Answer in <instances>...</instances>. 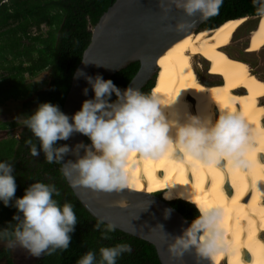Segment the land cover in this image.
Returning <instances> with one entry per match:
<instances>
[{
	"label": "clouds",
	"instance_id": "1",
	"mask_svg": "<svg viewBox=\"0 0 264 264\" xmlns=\"http://www.w3.org/2000/svg\"><path fill=\"white\" fill-rule=\"evenodd\" d=\"M174 2L188 15L199 11L201 18L206 19L218 12L222 0ZM260 11L264 13V9ZM77 75L84 76L94 96L85 99L71 117L50 102L40 103L31 115L22 116L23 126L39 142L38 150L32 138L25 141L30 155L37 157L42 151L48 163L60 164L62 174L71 177L73 187L120 192L127 187L126 165L133 151L150 158L170 152L180 159L188 155L209 162L217 156L222 160L228 154L240 152L248 139L249 129L243 118L226 109H220L214 121L211 116L188 115L181 122L177 112L166 115L164 111L173 106L176 99L166 102L155 91L146 93L132 86L121 89L100 74L92 77L81 70ZM88 92L89 88L85 87L83 94L87 96ZM74 132L88 137L91 143L81 142L71 148L67 144L57 145V141L68 140ZM70 152L76 157L75 161L62 162ZM13 171L11 162L0 160V202L9 206L12 201L17 209L12 217L15 223L9 222L0 229V243L12 250L25 249L33 257L50 255L58 249L67 250L77 223L74 205L71 202L60 204L54 199L59 196L55 185L41 181L25 188L22 197H15L17 185ZM168 196L166 194V198ZM197 211L199 215L173 239L169 250L179 258L194 249L199 264L201 257L210 256L220 246L222 210L208 206ZM94 227L101 230L103 239H110L109 233L116 230V225L105 223L103 219ZM131 251V245L125 242L102 246L99 260L93 251H87L75 264H116L118 257Z\"/></svg>",
	"mask_w": 264,
	"mask_h": 264
},
{
	"label": "bare ground",
	"instance_id": "2",
	"mask_svg": "<svg viewBox=\"0 0 264 264\" xmlns=\"http://www.w3.org/2000/svg\"><path fill=\"white\" fill-rule=\"evenodd\" d=\"M245 20L163 39L153 89L166 102L176 99L164 111L166 115L177 112L181 122L188 115L211 116L214 121L220 109L241 116L249 134L240 152L203 162L188 155L180 159L170 152L150 158L133 151L126 165L127 187L117 192L170 216L181 234L186 229L181 218L154 194L164 192L170 200L221 209L220 246L201 257L199 264H264V73L246 56L229 49ZM249 40L247 53L264 48V14ZM198 61L212 65L205 77L198 71L204 72ZM191 252V264H197L195 250Z\"/></svg>",
	"mask_w": 264,
	"mask_h": 264
},
{
	"label": "trees",
	"instance_id": "3",
	"mask_svg": "<svg viewBox=\"0 0 264 264\" xmlns=\"http://www.w3.org/2000/svg\"><path fill=\"white\" fill-rule=\"evenodd\" d=\"M115 1L0 0V104L8 100L23 101L21 116L31 115L38 104L44 102L56 104L63 110L73 74L90 43L91 31ZM260 9H264V0H223L218 12L204 22L202 30L217 29L240 18L257 19V25L258 18L264 14ZM139 67V62L133 63L116 73L111 80L124 89ZM46 71L49 72V81L42 89L32 79ZM157 77L158 74H155L141 91H153ZM111 99H116L114 94ZM17 126L18 123L12 121L0 125V130ZM29 138L37 143L39 150V142L24 126L19 137L0 138V160L13 164L17 185L15 197H22L24 189L35 181L53 184L59 191V196H54V199L60 204L71 202L77 217L68 249H58L50 255L42 254L36 264H75L87 251H93L99 260L100 247L121 242L130 244L132 251L118 257L116 264H161L155 247L144 240L119 230L109 233L110 239H103V225L101 230L94 227L98 220L76 198L61 172V165L48 163L42 151L37 157L31 156L25 143ZM89 142L86 137L85 144ZM56 143L59 145L58 141ZM163 199L189 224L199 215V206L190 201ZM16 213L12 201L9 206L0 202V229L7 227L9 222L15 223L12 217ZM1 257L7 258L11 264L7 249L0 253Z\"/></svg>",
	"mask_w": 264,
	"mask_h": 264
},
{
	"label": "water",
	"instance_id": "4",
	"mask_svg": "<svg viewBox=\"0 0 264 264\" xmlns=\"http://www.w3.org/2000/svg\"><path fill=\"white\" fill-rule=\"evenodd\" d=\"M201 17L199 11L188 15L174 0H116L91 31L90 43L73 74L62 111L71 117L85 99L94 96L84 76L77 75L81 70L92 77L100 74L104 79H111L129 65L139 62V70L128 86L141 90L156 74V61L163 39H179L191 32L202 31L200 28L207 18ZM85 87L89 88L87 96L83 94ZM85 140L86 136L74 132L68 140L58 141V144H67L71 148L78 143H85ZM80 154L83 155V150ZM75 159L70 152L62 162ZM65 178L76 198L92 217L113 223L116 230L153 245L161 264H191L192 249L179 258L169 250L173 239L181 235L170 216L145 203L137 204L131 198L121 197L116 191L73 187L71 177ZM157 199L181 218L186 229L190 226L181 213L165 200Z\"/></svg>",
	"mask_w": 264,
	"mask_h": 264
},
{
	"label": "rangeland",
	"instance_id": "5",
	"mask_svg": "<svg viewBox=\"0 0 264 264\" xmlns=\"http://www.w3.org/2000/svg\"><path fill=\"white\" fill-rule=\"evenodd\" d=\"M256 25V20L252 18H246L244 24L236 31L235 35L233 36L232 42L229 46L230 51L238 55H244L247 57L248 61L257 68L259 72L262 71L264 73V48L255 53H247V47L250 44L249 36L250 30L254 28ZM240 32V33H239ZM200 62V63H199ZM200 68L203 69L204 72L199 69L200 74L205 77L204 73H207L208 70H211L212 65L209 63H203L202 61L197 62ZM158 74V71H156ZM33 82L40 84V88H45L48 81H49V72H43L38 77L32 79ZM157 81V80H156ZM22 104L23 101H13L8 100L4 103L0 104V125H4L8 122H17L18 126L13 129H4L0 130V138L14 135L19 137L20 132L23 129L22 124ZM21 116V117H20ZM19 117L18 119H16ZM154 196L161 200L166 198L164 192L156 193ZM171 207V206H170ZM7 249L10 253L11 264H36V262L41 257H33L31 256L25 249L16 248L15 250L9 249L4 246L3 243H0V253ZM0 264H9L7 258L1 257Z\"/></svg>",
	"mask_w": 264,
	"mask_h": 264
},
{
	"label": "flooded vegetation",
	"instance_id": "6",
	"mask_svg": "<svg viewBox=\"0 0 264 264\" xmlns=\"http://www.w3.org/2000/svg\"><path fill=\"white\" fill-rule=\"evenodd\" d=\"M204 27H201L200 30H202Z\"/></svg>",
	"mask_w": 264,
	"mask_h": 264
}]
</instances>
